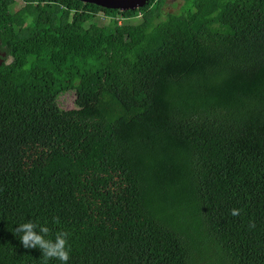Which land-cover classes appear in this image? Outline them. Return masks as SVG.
<instances>
[{
  "label": "trees",
  "instance_id": "16d2710c",
  "mask_svg": "<svg viewBox=\"0 0 264 264\" xmlns=\"http://www.w3.org/2000/svg\"><path fill=\"white\" fill-rule=\"evenodd\" d=\"M21 1L0 0V264H45L29 220L69 233L68 264H264V0Z\"/></svg>",
  "mask_w": 264,
  "mask_h": 264
},
{
  "label": "clouds",
  "instance_id": "9594fccd",
  "mask_svg": "<svg viewBox=\"0 0 264 264\" xmlns=\"http://www.w3.org/2000/svg\"><path fill=\"white\" fill-rule=\"evenodd\" d=\"M230 214L238 216L239 209H231ZM53 223L58 224L59 218L54 217ZM14 232L19 234V240L23 248H38L41 251L45 264L53 259L60 261V264H68V261L70 260L68 232L57 231L54 234V237L50 239L48 238L51 234L50 228L46 225H38L31 220L18 224Z\"/></svg>",
  "mask_w": 264,
  "mask_h": 264
},
{
  "label": "rangeland",
  "instance_id": "374dc122",
  "mask_svg": "<svg viewBox=\"0 0 264 264\" xmlns=\"http://www.w3.org/2000/svg\"><path fill=\"white\" fill-rule=\"evenodd\" d=\"M23 6V3L21 0H14L13 7H11V11L16 12ZM183 6V1L182 0H165V3L161 7L162 15L161 17L157 20H162L163 17H165L166 14L168 13H178L180 11V8ZM142 20V15H138L135 18H131L129 20L123 19V18H117V21L119 23H128V24H138ZM110 21V17L105 16L104 14H98L94 18V22H99L101 25L105 26V32L106 34H110L111 31L108 28V23ZM10 60L8 59L7 62ZM73 103H74V96L72 95H64L60 98V105L61 108L64 110H70L73 108Z\"/></svg>",
  "mask_w": 264,
  "mask_h": 264
},
{
  "label": "water",
  "instance_id": "95a60500",
  "mask_svg": "<svg viewBox=\"0 0 264 264\" xmlns=\"http://www.w3.org/2000/svg\"><path fill=\"white\" fill-rule=\"evenodd\" d=\"M85 4H92L108 10L120 12L134 11L143 7L149 0H77ZM6 60V53L0 51V66Z\"/></svg>",
  "mask_w": 264,
  "mask_h": 264
}]
</instances>
